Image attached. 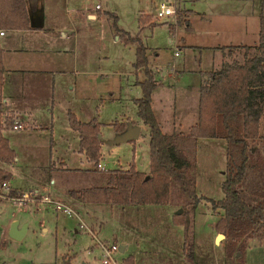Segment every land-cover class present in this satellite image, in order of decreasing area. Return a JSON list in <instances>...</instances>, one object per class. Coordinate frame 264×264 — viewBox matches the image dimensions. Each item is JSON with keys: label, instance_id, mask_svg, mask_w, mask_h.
I'll use <instances>...</instances> for the list:
<instances>
[{"label": "rangeland", "instance_id": "374dc122", "mask_svg": "<svg viewBox=\"0 0 264 264\" xmlns=\"http://www.w3.org/2000/svg\"><path fill=\"white\" fill-rule=\"evenodd\" d=\"M86 1L87 3L82 4H86L88 8L99 13L100 18L94 21L88 20L86 27L78 24L75 45L73 40L70 41L74 38L75 32L71 22L73 14L67 10L66 3H59L60 6L57 9L47 7L46 17L48 24L52 27L56 26L53 31L58 36L61 29L71 36L64 42L56 41V46L52 48L58 55L65 51V60L58 63H62L70 70L74 68V64L81 68L85 66L88 70L82 72L78 68L79 72H70L66 76L59 75L55 78L51 73L45 74H49L48 77L45 75L36 77L35 80L43 84L51 83V87L53 80H62L61 87L55 88V100L53 92L51 94L53 87L41 89L42 96L39 102L43 106L44 103L50 107L53 104L54 113L47 114L42 107L38 114L40 118L35 121L36 123L31 121L29 128L19 131L9 128L10 119L6 128L2 126V132L9 139L17 155V159L5 165L9 168L13 164L12 169L15 172L11 182L7 181L9 185L13 188L21 186L24 184L22 180L24 177H26V184L46 182L42 189H38L40 193L37 196L38 200H41L43 192H48L49 187H53L54 190L67 187L63 197L58 196L60 198L58 200L68 202L71 206L67 205L73 209L74 213L69 215L61 210L56 211L47 204L43 207L39 204L40 202H37L39 205L36 207L18 209L12 200L0 198V264H101L99 241L109 245L117 243L119 246H126L124 251L115 253V258L121 264H125V258L132 254L136 257H134L135 264H188L183 251L184 228L173 222V216L179 209H183L186 202L177 187L172 186L170 202L162 205L92 204L70 197V189L88 187L99 177L91 175L92 171L98 170H95L94 166L92 168L91 164L87 163L88 160L78 152L77 135L71 132L73 128L69 120L70 110L67 112V109L73 108L78 112V118L85 121L96 117L102 123L101 132L106 139L113 138L115 132V127L106 123L119 122L126 126V121H122L127 117L140 120L135 99L143 95L139 81L144 79L145 74L142 69L135 67L136 46L126 44L121 37L124 33L117 31V27L130 35L138 34L139 17L142 13L147 14L150 17L149 21L151 19L152 23H155L153 26L151 24L145 27L141 35L148 48L149 67L158 78L165 77L163 71L169 73L170 69H183V63L189 68H199V66L219 68L220 65L217 63H208V52L197 51L189 54V51H185L183 47L176 46L177 37L182 39L186 36L200 35L203 26L200 18L204 17V13L215 8V4L210 3L209 0ZM249 1L251 3L242 4L243 8L249 6V11L243 10V12L246 13L245 16H255L256 23L260 24L259 12L262 0ZM162 2L171 3L174 7L176 5L175 8H178L180 4L181 9L193 12L189 17L190 22L185 21L186 17L178 19L177 15L158 18L154 11L159 9ZM50 5L51 3H48V6ZM97 5H99L98 9H96ZM231 9H237V6L233 4ZM111 14L117 16L116 21ZM236 17L231 23L234 36L225 38L226 41L229 44L258 43L257 36L251 37L252 32L243 35L245 26ZM190 23H193V27ZM6 34L3 41L12 35L9 31H6ZM170 38L172 43L169 41ZM31 39L36 40L38 44H49L48 40H38L35 34L31 36ZM66 45L68 50H65ZM175 50L178 51L177 56L174 54ZM223 50L225 51L223 52L224 61H229L231 58L227 49ZM213 65L215 67H212ZM136 70L139 71L138 74ZM94 73L98 75L93 76ZM165 78L166 93L177 99L186 94L187 89L184 85L194 84V79L190 75L181 76V81H177L176 77L166 76ZM156 80L158 81L157 78ZM173 81H176L177 86L172 84ZM181 85L183 86L180 87ZM110 95L113 99H109ZM96 101L98 104H94ZM186 101L191 100L186 98ZM96 107H99L98 111ZM156 107L158 115L163 118L165 124L168 111L157 104ZM1 118L3 119L4 116L2 115ZM187 127L182 131L178 129L176 133H189L191 127L188 129ZM164 132H169L166 126ZM141 134L135 148L132 142L105 145L106 153L101 151V157H105L102 159L105 170L129 169L133 166L148 173L150 152L147 125H144ZM260 134L262 138L253 145L254 152L260 151L264 162V116ZM134 155L139 162H133ZM52 156L53 158L64 156L69 165L81 170L61 169L60 173L64 172L61 174L64 184L54 185L50 183L49 178ZM226 166V140L200 139L197 151V191L201 201L192 215L195 243L193 264H264V240L251 239L243 254L237 252V257H230L227 256L226 236H219L217 224L223 211L215 210L212 201H219L225 196L222 184L225 181ZM59 176V173L55 171L53 178L57 179ZM58 179L60 181V178ZM183 213L184 209L181 214ZM15 220L20 222L19 227L28 223V231L22 240L9 236L10 226Z\"/></svg>", "mask_w": 264, "mask_h": 264}, {"label": "trees", "instance_id": "16d2710c", "mask_svg": "<svg viewBox=\"0 0 264 264\" xmlns=\"http://www.w3.org/2000/svg\"><path fill=\"white\" fill-rule=\"evenodd\" d=\"M0 0V31L31 30L30 9L38 0ZM30 5V6H29ZM114 21L117 17L111 15ZM150 18L149 16H147ZM141 20V19H140ZM143 22V21H142ZM260 32L256 45L223 46L231 58L220 68L206 72L199 88V118L189 133H166L153 107V93L160 86L149 67L147 46L140 34L130 35L117 27L126 44L136 46L135 67L144 71L139 81L143 95L136 99L137 114L149 128L150 170L145 173L131 166L99 173L101 186L90 185L71 189V197L84 203L108 205H162L170 202L171 188L177 187L185 198L184 213L175 214L173 222L184 228L183 251L188 264L195 259L192 215L201 201L197 191V151L200 139H225L227 166L222 184L224 198L212 201L215 210H222L219 233L226 236L227 256L242 254L251 239L264 240V162L254 142L261 139L264 116V0L259 12ZM155 23H152V26ZM0 44V90L4 84L5 67ZM0 111V190L12 179V173L1 164L12 163L16 151L3 134ZM72 128L79 133L80 150L90 161L101 157V126L98 120L82 122L70 112ZM121 132L126 127L116 122ZM93 172V171H92ZM97 177V178H98ZM17 192L12 191L11 195ZM237 257V256H236ZM67 264V263H65ZM125 264H135L133 255Z\"/></svg>", "mask_w": 264, "mask_h": 264}, {"label": "crops", "instance_id": "0c3cea01", "mask_svg": "<svg viewBox=\"0 0 264 264\" xmlns=\"http://www.w3.org/2000/svg\"><path fill=\"white\" fill-rule=\"evenodd\" d=\"M181 0H179L180 2ZM210 3L215 4V8H212L210 12L204 13V17L201 16V23L202 26V32L199 36H186L182 37V39H176V46L183 47L185 51H189V54L194 52H208V63L213 62L217 63V65H222L224 62L223 52H225L223 49H221L223 46H236V45H248V43H242V44H229L225 38L234 36V29L231 26L232 19L234 17L241 20V22L245 26V31L243 35H248L252 32L251 36L252 38L258 37L259 41V32H260V24L256 23V17L255 16H245L246 13L243 12V10L249 11L250 7L243 8L242 4L244 3H251L249 0H209ZM28 3L30 1L28 0ZM48 3H51L50 6H48ZM59 3H66L67 10L72 13L71 16V22L74 27V38L70 41H74L78 37V24L79 26L84 25L86 27L88 20H97L100 18V14L96 13L95 10L90 9L86 6L87 3L86 0H38V6L35 10H29L30 15L34 19V25H32L33 29L31 30H12L11 36L3 41V38L7 36L5 35L0 36V44L1 48L3 49L2 57H3V64L5 67V73H4V84L2 89L0 90V111L2 112L3 116H6V114H10V116L14 117L17 120L24 121L29 125V122L37 121V119L40 118L38 115L40 110L43 107V110L47 114H53L54 105L50 107L48 104L44 103V106L39 102L42 96V88L48 87V89H51L53 87V91H51V94L53 92V99L55 94V88L61 87L62 80H53L52 87L51 83L49 84H43L35 79L36 77H44L45 74L51 73L54 78L56 76H66L70 72H79V69L82 72L87 71L88 69L84 66L81 68L77 64H74V68L72 70L65 68V66L62 63H58V61H64L65 60V51L63 50L61 52V55H58L55 53V51L52 49L56 46V41H65L71 38L70 34H68L64 29H61L59 36L57 33L53 30H55V27L48 24L47 17H46V9L47 7L51 8H59ZM70 3H73L72 5H69ZM237 6V9H231V5ZM30 6V5H29ZM176 7V5H175ZM96 9L97 6H96ZM76 14V16H75ZM110 13H108L109 16ZM155 14V11H154ZM193 14V12L186 11L179 7L176 8V13L174 15L178 16L179 18L186 17L185 21L187 23L190 22V16ZM112 15V14H111ZM85 16V17H84ZM173 16V15H171ZM169 16V17H171ZM110 17V16H109ZM117 17V16H116ZM166 17V18H169ZM141 19V20H140ZM143 21V22H142ZM180 21V20H179ZM139 34L142 38V32L145 27L151 26L152 21L147 17V14L142 13L139 17ZM249 25H251V29H249ZM190 26L193 27V23H190ZM124 31V30H123ZM37 35L38 40H48L49 44H41L37 43L36 40H32V35ZM117 34V33H116ZM118 36V34H117ZM180 36V35H178ZM16 38V39H15ZM118 39L119 36H118ZM248 39V38H247ZM27 40V42H26ZM16 41V44L14 42ZM169 41L172 43V39L170 38ZM256 41V40H255ZM224 42V43H223ZM233 43V42H230ZM256 45L257 42H254ZM68 46H65V50H68ZM175 56L178 55V51L175 50L174 52ZM183 63V69L178 70L177 68L175 70L170 69L169 73L167 71H163V76H168L170 78L176 77L177 81H181L180 77H184L186 75H190L194 79V84L192 86L190 85H184L186 90V94L180 97V99L175 98L173 95H168L167 92V85L166 82H164L166 79L158 78L155 74L156 78L158 79L160 86L154 91L153 93V107L155 110V113L158 117V120L161 123L162 129L165 131V126L167 127L168 133H176V131L179 129V131H182L183 129H187L195 125V123L198 121V113H199V88L203 82V80L207 77L206 72L212 71L215 69L210 68V66H207L205 68H202V66H199V68H189ZM209 65V64H208ZM216 65V64H215ZM212 67H215L214 65ZM219 67V66H218ZM79 68V69H78ZM220 68V67H219ZM136 69V68H135ZM218 69V68H217ZM139 71L136 70V74H138ZM156 72V71H155ZM98 75V73H94L93 76ZM178 75V76H177ZM48 75H45V77H48ZM172 84L174 86H177L176 81H173ZM181 85L180 87H182ZM169 90V89H168ZM189 95V96H188ZM98 95H96L97 97ZM191 96V98H190ZM186 98L190 99L191 101L187 102ZM109 99H113V96L110 95ZM137 99V98H136ZM136 99H135V105H136ZM55 100V99H54ZM178 102H181L180 104ZM54 103V102H53ZM94 104H98L97 101L94 102ZM156 104L159 107H164L165 111H168V115L166 114L167 122L164 124L163 118H160V115H158V110L156 107ZM137 107V105H136ZM99 107H96L98 111ZM197 109V110H196ZM70 110L69 112H72L78 120L82 122H89L93 119H97L96 117L91 118L88 121H85L78 118V112L73 110V108H68ZM98 120V119H97ZM126 121V127L123 131L118 132L115 129L114 137L111 139L103 138L102 132L100 135L101 139V151L102 153H106L105 145H113L112 140L115 139V137L122 132H124L129 124L137 125L141 128L140 136L138 139H135L132 142L134 148L136 147L137 143H139V140L141 138L142 128L144 127V122L140 120H132L129 117L127 119L123 120L122 122ZM114 123H106V125L114 126ZM114 128V127H113ZM72 129V128H71ZM10 130V129H9ZM71 132H75L77 135V142H78V152L83 155L87 160L88 164L93 168L92 163L87 158L86 154L81 152L80 150V136L77 131L74 129L71 130ZM4 134V132H3ZM5 135V134H4ZM120 145V144H119ZM17 159V155L16 158ZM105 159V157H104ZM139 162L136 161V155H134L133 162ZM7 164L1 165V167L7 169L12 173V179L15 177L13 172V164L9 166V168H6ZM11 167V168H10ZM51 174L49 175L50 183L54 185H63L64 182L61 179V169H77L81 170V168H75L67 162V160L64 158V156H58L51 159ZM55 171L59 173V177L57 179H54ZM91 175H98L99 173H92ZM60 178V181L59 179ZM24 181V184H21L19 187H11L15 192H24V191H31L33 189L40 190L43 188V185L46 184V182H39L34 183L30 182V184H26V177L22 179ZM11 182V180H10ZM23 183V182H22ZM104 184V180L102 178H98L96 182L92 185H98L101 186ZM90 186V185H89ZM27 187V188H26ZM48 192H43V194H49L54 198H57L56 200L60 199L58 196L63 197L67 187L58 188L54 190V188H48ZM71 190V189H70ZM69 190V191H70ZM71 197V196H70ZM63 201V200H61ZM66 204L70 205L68 202L63 201ZM71 206V205H70ZM121 247V246H120ZM124 249L126 246H123ZM133 255V254H132ZM135 257V255H133ZM136 258V257H135Z\"/></svg>", "mask_w": 264, "mask_h": 264}, {"label": "built area", "instance_id": "2783aa9c", "mask_svg": "<svg viewBox=\"0 0 264 264\" xmlns=\"http://www.w3.org/2000/svg\"><path fill=\"white\" fill-rule=\"evenodd\" d=\"M97 8H99V5H97ZM176 13V8L168 2H162L160 4L159 9L155 11V15L158 18H163V17H169L171 15H174ZM6 31L1 30L0 31V36L5 35ZM10 121V126L9 128L12 130H22L25 128H29L30 126L25 123L24 121H20L15 119L14 117L10 116L9 114H6L4 118L1 121V124L3 127H7L9 124L8 120ZM8 122V123H7ZM102 159L104 157H100L98 161H90L92 165L100 170V171H106L105 170V165L102 163ZM0 192V198L3 199H10L13 201V204L18 208V209H27L31 207H36L37 205L41 204L44 207V204H47L50 206V208L56 210V211H63L66 214H72L74 213L73 209L68 206L67 204L63 203L62 201L53 199L49 194H43L42 197L40 198L41 200H38L37 196L40 194L38 190H32V191H24V192H17L16 195H11L13 189L9 185V183L6 181L2 184ZM37 202H40L37 204ZM83 225V224H82ZM84 227H87V225H83ZM101 248V254L99 256L101 260V264H121L117 259L115 258V253H117L120 250V246L117 243L113 244H106L102 241L98 242Z\"/></svg>", "mask_w": 264, "mask_h": 264}, {"label": "water", "instance_id": "95a60500", "mask_svg": "<svg viewBox=\"0 0 264 264\" xmlns=\"http://www.w3.org/2000/svg\"><path fill=\"white\" fill-rule=\"evenodd\" d=\"M31 24L34 25V19L31 16ZM141 128L137 125L129 124L127 129L121 134L117 135L115 139L112 140L113 145H119L124 142L133 141L138 139L140 136ZM183 212V209H179L176 214L180 215ZM20 222L15 220L12 222L9 229V236L16 240H22L28 231V223H25L23 226L19 227ZM220 237H225L223 233L219 234ZM121 251H124V247L121 246Z\"/></svg>", "mask_w": 264, "mask_h": 264}]
</instances>
